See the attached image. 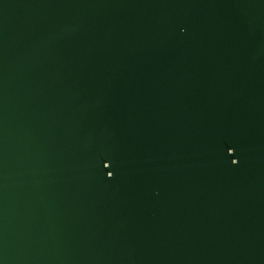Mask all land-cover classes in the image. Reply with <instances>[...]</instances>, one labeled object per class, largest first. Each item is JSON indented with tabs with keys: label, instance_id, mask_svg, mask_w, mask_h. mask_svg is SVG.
Wrapping results in <instances>:
<instances>
[{
	"label": "water",
	"instance_id": "1",
	"mask_svg": "<svg viewBox=\"0 0 264 264\" xmlns=\"http://www.w3.org/2000/svg\"><path fill=\"white\" fill-rule=\"evenodd\" d=\"M0 264H264V0H0Z\"/></svg>",
	"mask_w": 264,
	"mask_h": 264
}]
</instances>
